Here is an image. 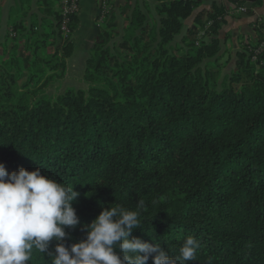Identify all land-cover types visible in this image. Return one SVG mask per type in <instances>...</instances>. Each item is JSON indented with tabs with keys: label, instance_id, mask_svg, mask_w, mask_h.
Segmentation results:
<instances>
[{
	"label": "trees",
	"instance_id": "obj_1",
	"mask_svg": "<svg viewBox=\"0 0 264 264\" xmlns=\"http://www.w3.org/2000/svg\"><path fill=\"white\" fill-rule=\"evenodd\" d=\"M203 2L128 0L126 15L114 10L86 58V89L51 94L55 75L44 71L71 55L76 16L65 41L57 11L49 32L15 23L16 36L0 42V162L74 185L80 222L66 229L67 245L86 238L83 225L104 207L120 205L140 211L131 236L170 256L188 236L198 240L197 260L186 264H264V53L251 61L264 20L224 71L218 29L229 2L198 13L195 22L212 20L199 45L198 23L172 43ZM49 38L53 54L36 56ZM29 264L50 258L34 253Z\"/></svg>",
	"mask_w": 264,
	"mask_h": 264
},
{
	"label": "clouds",
	"instance_id": "obj_2",
	"mask_svg": "<svg viewBox=\"0 0 264 264\" xmlns=\"http://www.w3.org/2000/svg\"><path fill=\"white\" fill-rule=\"evenodd\" d=\"M78 196L74 185L66 186L39 168L8 172L0 162V264H29L34 253L49 257L50 264H148L150 257L153 264L197 260L200 244L192 236L183 241L175 257L156 241L131 236L141 227L140 211L120 205L104 207L83 225L86 238L67 245L66 229L80 222L73 207Z\"/></svg>",
	"mask_w": 264,
	"mask_h": 264
},
{
	"label": "crops",
	"instance_id": "obj_3",
	"mask_svg": "<svg viewBox=\"0 0 264 264\" xmlns=\"http://www.w3.org/2000/svg\"><path fill=\"white\" fill-rule=\"evenodd\" d=\"M100 2L101 0H80V10L76 15L77 25L72 32V55L83 54L85 55L84 60L88 57L97 37L99 27L97 16ZM227 2L230 3L228 11L218 31L222 42V59L230 60L227 65L230 68L235 64L236 52L242 50L244 44L251 42L255 36V23L264 20V0L253 1L251 13L244 12L245 15L238 12V8H234L238 4L231 0H204L203 4L194 11V14L202 9L209 10V8H205L207 6L211 7L213 4L225 6ZM58 10V0H0V37L5 32L13 33L12 37L16 36L17 30L13 31L12 27L15 23L20 22L24 28L35 22L39 28L43 27L49 32L54 24V12ZM191 17L186 19L187 23H190ZM19 26L17 27L18 32L24 29Z\"/></svg>",
	"mask_w": 264,
	"mask_h": 264
},
{
	"label": "rangeland",
	"instance_id": "obj_4",
	"mask_svg": "<svg viewBox=\"0 0 264 264\" xmlns=\"http://www.w3.org/2000/svg\"><path fill=\"white\" fill-rule=\"evenodd\" d=\"M127 5H128V0H118V1L116 0V2H115V0H101V2L99 4V12H98V16H97V21H98V25H99L98 29L99 28H103L107 16L109 14H111L114 10H116L117 8H122L123 14L126 15L127 12H128L127 11ZM240 6H242V5L238 4L234 8L236 9V8H238ZM205 8H209V10H211L210 6H207ZM206 10H208V9H202L199 12L206 13V12H204ZM198 13H195V14L193 13L192 17L190 18L191 21H189L190 23L192 22L191 24L187 23V20L184 21L183 29L178 34H176L174 36V39H173L172 43H175L176 41L181 40V38L186 34L187 28L189 26L196 25L195 23H198V22H195L196 18L198 16H199V19L203 18L204 15L202 16V14H198ZM119 21L121 22L122 18ZM204 25L205 24L196 25L197 26V30L196 31L198 32V30L203 28ZM113 28L115 30L117 29V27H115V26ZM7 33L8 32H5V34H2V36L0 37V42H3V41L7 40V38H5ZM207 34H208V32H207ZM210 34L211 33L209 32V36H210ZM12 35H13V33L10 34V36H12ZM195 38H196V36H195ZM63 39L65 41V39H67V38H63ZM48 40H49V43H51V44L47 45L44 49L42 47H40L38 49V51H37V55L36 56L45 57L46 55H52L53 54V52L55 50V45H52V38H49ZM9 43H11V40L9 41ZM17 51H18V48L15 49V50H11L10 52H7V53L16 54V56H17ZM72 52H73V50H72ZM72 54L73 53H71V55L68 58L65 59L64 67H62V68L58 67L57 69H53V70L44 69L46 74H51L52 73V74L55 75V80L49 85V87L47 89V91L49 93L58 94V93H61L64 90H66L67 88H70V87L82 88V89H86L87 88V85L83 81L84 67H85V61H86V60H84V58H85L84 56L85 55L78 54V53L75 54V55H72ZM220 61H221L220 63H222V64L225 62L224 59H221ZM228 61H230V60H228ZM19 63H21L20 59H19ZM228 64H229V62L227 64H225V66L223 67L224 71L227 70V68H228L227 65ZM21 81H18V83L16 84L17 87L21 84Z\"/></svg>",
	"mask_w": 264,
	"mask_h": 264
},
{
	"label": "built area",
	"instance_id": "obj_5",
	"mask_svg": "<svg viewBox=\"0 0 264 264\" xmlns=\"http://www.w3.org/2000/svg\"><path fill=\"white\" fill-rule=\"evenodd\" d=\"M58 4V12L60 15L59 31L61 32L62 38H67L71 34L70 24L72 23V18L79 13L80 0H58ZM246 10L247 8L245 6H240L237 9L240 13H244ZM257 22L260 23L261 21L259 20ZM211 25L212 20L208 21L203 28L198 30L195 38V45H199L201 40L208 36L207 32ZM256 26H258V24H255V27ZM261 32L262 40L252 50L251 61L253 63L260 61L259 57L264 53V28H262Z\"/></svg>",
	"mask_w": 264,
	"mask_h": 264
},
{
	"label": "water",
	"instance_id": "obj_6",
	"mask_svg": "<svg viewBox=\"0 0 264 264\" xmlns=\"http://www.w3.org/2000/svg\"><path fill=\"white\" fill-rule=\"evenodd\" d=\"M253 1L255 0H244L243 6H245L246 8H251V4ZM243 15H245V13H243Z\"/></svg>",
	"mask_w": 264,
	"mask_h": 264
}]
</instances>
